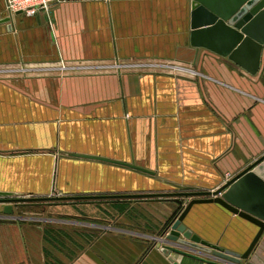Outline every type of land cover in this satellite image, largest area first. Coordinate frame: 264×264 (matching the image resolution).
Segmentation results:
<instances>
[{"label": "crops", "instance_id": "crops-1", "mask_svg": "<svg viewBox=\"0 0 264 264\" xmlns=\"http://www.w3.org/2000/svg\"><path fill=\"white\" fill-rule=\"evenodd\" d=\"M192 2L61 0L11 16L0 0V192H215L259 161L264 46L252 74V55L232 61L218 33L197 43ZM176 199L85 202L125 208L98 224L2 215L0 264H204L158 246L195 198ZM184 225L240 255L259 231L217 204L194 205ZM243 264H264V234Z\"/></svg>", "mask_w": 264, "mask_h": 264}, {"label": "water", "instance_id": "water-1", "mask_svg": "<svg viewBox=\"0 0 264 264\" xmlns=\"http://www.w3.org/2000/svg\"><path fill=\"white\" fill-rule=\"evenodd\" d=\"M193 38L209 42L217 33L226 43L225 55L232 52L230 59L240 65L247 54L252 55V69L257 73L260 66L261 53L264 46V0H193L192 2ZM229 39H232L230 43ZM209 46V45H207ZM237 47V49H235ZM106 160V159H101ZM123 166L150 172L123 164ZM175 197L179 205L183 202L178 198H195L183 209L168 229L158 239L162 253L186 256L204 264H243L264 234V156L215 192L181 193L170 195H139V196H106V197H56V198H23L14 193L0 192V204H4L2 214L11 216L18 205L51 204L55 202H98L115 200H146L153 198ZM197 204H217L228 212L254 224L259 231L242 255L213 245L194 235L184 225L191 208ZM197 253V254H196ZM200 254V255H198Z\"/></svg>", "mask_w": 264, "mask_h": 264}, {"label": "rangeland", "instance_id": "rangeland-1", "mask_svg": "<svg viewBox=\"0 0 264 264\" xmlns=\"http://www.w3.org/2000/svg\"><path fill=\"white\" fill-rule=\"evenodd\" d=\"M63 197L62 194L58 192L57 189H53V191L49 194L45 195H37V196H28L23 198H56ZM69 197V196H68ZM179 199V198H178ZM166 204V203H165ZM186 205L183 204L181 212H178L175 215V218L172 220H176L178 216L182 213L184 207ZM5 205L0 204V216H2V211L4 210ZM128 210V207L126 206ZM125 211L124 207H117L116 205H93L87 204L85 202H73V201H64V202H55L51 204H38V205H18L14 207V214L7 217H16L19 219V222H29L32 224H36L41 222V220H37L42 217H46L49 219L59 218V214H70L75 217H78L79 221H94V224H98L101 221V217L104 215H109V219H106L110 222H116L117 217ZM50 222V221H48ZM131 222L132 219H131ZM106 224V223H104ZM169 226V225H168Z\"/></svg>", "mask_w": 264, "mask_h": 264}, {"label": "built area", "instance_id": "built-area-1", "mask_svg": "<svg viewBox=\"0 0 264 264\" xmlns=\"http://www.w3.org/2000/svg\"><path fill=\"white\" fill-rule=\"evenodd\" d=\"M61 0H6V8L9 15L23 13L26 16H34L39 11H48L55 3Z\"/></svg>", "mask_w": 264, "mask_h": 264}]
</instances>
